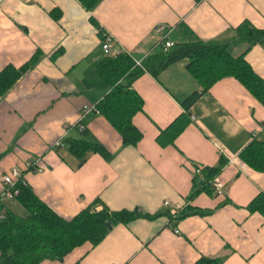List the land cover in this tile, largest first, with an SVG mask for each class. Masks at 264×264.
I'll use <instances>...</instances> for the list:
<instances>
[{
  "label": "crops",
  "instance_id": "crops-1",
  "mask_svg": "<svg viewBox=\"0 0 264 264\" xmlns=\"http://www.w3.org/2000/svg\"><path fill=\"white\" fill-rule=\"evenodd\" d=\"M245 21L264 29V0H100L92 9L80 0H0V74L28 67L0 94V218L28 215L3 183L17 167L63 218L97 199L111 211L157 215L117 225L98 245L88 242L61 261L40 264H195L202 257L264 264V217L249 209L264 195V172L240 159L255 138L264 142V105L238 80L222 79L196 101L174 145H161L159 135L185 113L181 104L202 91L187 61L168 67L159 80L146 73L134 83L144 100L133 119L144 135L137 147L124 145L95 111L110 92L94 67L105 54V34L114 40V53L142 61L164 38L174 44L231 41ZM244 49L237 46L234 54ZM245 60L264 80V40ZM84 137L103 145L109 158L88 152L80 159L66 146L53 148L59 140ZM222 157L228 164L215 191L223 194L191 199L195 169L215 167ZM38 159L44 172L25 171L27 162ZM167 201L210 214L177 220Z\"/></svg>",
  "mask_w": 264,
  "mask_h": 264
},
{
  "label": "trees",
  "instance_id": "trees-1",
  "mask_svg": "<svg viewBox=\"0 0 264 264\" xmlns=\"http://www.w3.org/2000/svg\"><path fill=\"white\" fill-rule=\"evenodd\" d=\"M88 9H92L100 0H80ZM233 40L223 43L175 44L160 49L142 59L127 52L104 54L94 67L103 78L109 94L102 100L97 110L103 115L122 137L126 146L137 147L144 135L133 122L134 117L143 111L144 100L133 85L144 74L149 73L159 80L160 75L170 66L187 61V70L202 87L181 105L185 109L167 129L158 137L163 146L174 145L178 136L188 127V115L191 107L218 81L225 78L238 80L259 102L264 105V80H262L245 60V55L253 46L264 40V29L256 28L245 21L235 28ZM102 35H104L102 33ZM244 46L240 55L234 54V48ZM28 70L8 67L0 74V94L7 93ZM79 130V127H76ZM86 135V130L81 132ZM65 146L78 158L84 159L88 152L100 154L108 159V150L100 144L91 143L85 137L80 140H65ZM240 159L248 167L264 172V142L255 138L240 154ZM222 157L215 167L201 168L195 173L191 199L201 193L216 194L215 180L227 166ZM18 202L27 210L28 215L21 217L6 214L0 218V264H40L46 260H63L74 249L91 243L98 245L120 224H128L139 218H155L157 215L143 214L140 211H111L100 199L82 210L71 219L55 213L33 191L28 184L17 186ZM99 207L101 209L99 210ZM251 212H259L264 217V195L260 194L249 206ZM210 211L186 207L174 217L177 220L189 216H206ZM112 224L109 229L108 224ZM222 258L202 257L195 264H222Z\"/></svg>",
  "mask_w": 264,
  "mask_h": 264
},
{
  "label": "built area",
  "instance_id": "built-area-1",
  "mask_svg": "<svg viewBox=\"0 0 264 264\" xmlns=\"http://www.w3.org/2000/svg\"><path fill=\"white\" fill-rule=\"evenodd\" d=\"M162 29H163L162 26L157 27L158 32H161ZM161 42L163 43V46L165 47V49H169L175 45L174 43L167 40V38H164ZM103 43H104L103 44L104 53L105 54L112 53L114 40L110 36L105 34V38H104ZM137 65L141 66V62L137 61ZM89 110H90V108H86V111H89ZM95 111L99 112L97 109H95ZM193 119H195V117H193ZM78 127H79L80 132H83L85 130V127L83 125H80ZM63 146H65V141L59 140L54 144L53 148L57 149V148H61ZM24 169H25V171H30V172H34V173L44 172V168L42 166V159L27 162L25 164ZM200 172H201L200 167L195 169V173L199 174ZM3 183L7 188L6 195L11 196V197H16L19 194V190L17 189L18 184H20V183L26 184L27 183L26 180L24 179L22 168H20V167L14 168V170L11 172V174L3 177ZM216 191H217L218 195L223 194L222 190H216ZM164 206L167 208H171L172 215L174 217H176L179 214V212L182 210V208L180 206H174L169 201L165 202ZM5 218H6V215L3 214L1 216V219H5ZM178 233H179V231L176 230V234H178ZM0 257H1V253H0Z\"/></svg>",
  "mask_w": 264,
  "mask_h": 264
},
{
  "label": "water",
  "instance_id": "water-1",
  "mask_svg": "<svg viewBox=\"0 0 264 264\" xmlns=\"http://www.w3.org/2000/svg\"><path fill=\"white\" fill-rule=\"evenodd\" d=\"M108 227H109V229H111V228H112V224L109 223V224H108Z\"/></svg>",
  "mask_w": 264,
  "mask_h": 264
}]
</instances>
